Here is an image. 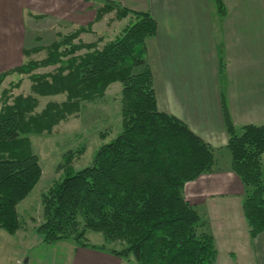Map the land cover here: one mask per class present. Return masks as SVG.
<instances>
[{
  "label": "trees",
  "instance_id": "16d2710c",
  "mask_svg": "<svg viewBox=\"0 0 264 264\" xmlns=\"http://www.w3.org/2000/svg\"><path fill=\"white\" fill-rule=\"evenodd\" d=\"M213 1L225 15L224 1ZM111 12L116 20L130 19L114 39L98 36L86 42L80 36L95 33L93 23L80 26L51 44L24 51L31 56L46 50L45 57L0 73V86L14 73L31 80L29 94H14L17 81L0 95V229L14 234L21 228L18 204L41 177L30 135L52 133L86 103L102 99L110 84L121 82V131L85 167L75 169L73 152L64 154L57 167L61 177L42 193L43 221L37 230L48 243L71 239L81 247L105 249L88 243L89 230L100 232L107 241L123 243L108 249L111 254L133 257L135 264H216L209 222L183 189L219 169L220 155L185 121L158 107L147 59V41L156 33L153 16L116 0H100L95 20ZM50 66L54 71L35 72ZM57 94H65V100L49 101L36 111L38 96ZM222 106L230 166L246 186L242 208L255 238L264 230V122L237 128L225 98Z\"/></svg>",
  "mask_w": 264,
  "mask_h": 264
},
{
  "label": "crops",
  "instance_id": "0c3cea01",
  "mask_svg": "<svg viewBox=\"0 0 264 264\" xmlns=\"http://www.w3.org/2000/svg\"><path fill=\"white\" fill-rule=\"evenodd\" d=\"M116 1L149 11L156 22L147 59L159 109L185 121L220 155L219 169L183 189L209 222L216 264H264V230L255 238L248 233L246 186L230 166L222 106L225 98L237 128L264 122V0H223L225 15L213 0ZM99 5L100 0H0V73L23 64L30 57L24 51L38 42L45 46L80 26L93 23L95 33L80 36L86 42L114 39L124 27L115 32L113 26L111 37L100 29L106 15L95 20ZM111 259L105 257L107 264Z\"/></svg>",
  "mask_w": 264,
  "mask_h": 264
},
{
  "label": "rangeland",
  "instance_id": "374dc122",
  "mask_svg": "<svg viewBox=\"0 0 264 264\" xmlns=\"http://www.w3.org/2000/svg\"><path fill=\"white\" fill-rule=\"evenodd\" d=\"M112 18L114 12L106 14L102 24L99 25L100 29L106 30L110 37L113 36L112 30L118 32L130 20L128 17L123 20ZM113 26L115 29H112ZM44 43H48L47 38ZM40 44L43 42H38V45ZM46 53V50L34 53L27 60L41 59ZM49 71H54V67H41L35 72ZM17 81H20V85L13 89L14 94H29L31 86L29 76L14 73L0 86V95L4 88H11V84ZM121 89V82H113L102 99L86 103L78 115L60 122L52 133L30 135L33 150L40 158L42 173L36 186L18 204L21 229L14 234L0 229V264H107L106 256L113 258L111 259L113 264H135L133 257L128 260L111 254L108 249H120L123 243L107 241L100 232L89 230L88 243L95 246L103 245L105 249L81 247L71 239L48 243L37 230V226L43 221L42 193L61 177L62 171H58L57 167L64 161V154L67 151L73 152L75 169L85 167L92 162L97 149L121 131ZM38 98L36 111L40 112L49 101L62 102L66 95L38 96ZM262 157L264 164V155Z\"/></svg>",
  "mask_w": 264,
  "mask_h": 264
}]
</instances>
